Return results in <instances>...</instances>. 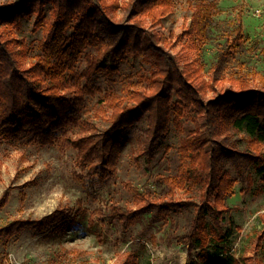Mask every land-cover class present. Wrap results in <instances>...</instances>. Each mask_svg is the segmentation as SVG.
Instances as JSON below:
<instances>
[{"label": "trees", "instance_id": "obj_1", "mask_svg": "<svg viewBox=\"0 0 264 264\" xmlns=\"http://www.w3.org/2000/svg\"><path fill=\"white\" fill-rule=\"evenodd\" d=\"M45 6V0H22L0 10V138L52 145L60 134L83 120L87 99L101 93V101L111 111L110 127L67 141L77 150L79 166L88 168L89 175L98 176L99 182L106 184L118 170L127 135L143 117L148 121L143 153L153 160L156 147L171 124L179 128L186 112H194L196 117L205 118V130L193 132L182 143L178 173L157 178L164 199L156 200L151 192H141L128 183L126 187L145 204L136 209L115 204L102 215L108 224L119 221L128 230L146 214L161 217L182 209L180 204H200L189 231L179 237L190 252L199 250L191 256L190 264H241L229 249L233 228L224 230L226 222L233 224L232 209L226 201L234 193L235 183L223 165L224 160H230L240 169L243 159L259 175L264 174V93L247 87L251 74L230 76L231 88L218 92V80L208 81L201 64L190 58L182 62L180 54L172 52V38L153 31L173 11L172 0H52L49 21ZM119 9L127 13L120 21L114 18ZM214 12L212 5L201 3L195 7L183 33L190 37L189 42L207 38ZM34 14L35 27L43 29L38 46L41 54L25 68L10 33ZM242 31L240 20L237 38L227 42L222 56L240 46ZM144 37L164 58L166 67L150 76H141L121 93L103 92L98 80L113 81L123 63L142 54ZM82 61L85 68L79 69ZM167 85L176 90L166 91ZM212 91L215 95L208 99ZM241 132L248 135V148L244 151L232 141ZM190 185L199 187L200 202H177L178 191L187 190ZM9 200L10 194L5 192L0 208ZM208 212L212 221L209 226ZM72 214L71 210L58 209L41 220H17L0 228V237L11 239L24 229H46L67 223ZM263 242L264 231L256 234V249ZM0 264L11 263L8 257H1ZM124 264H138V259L130 255Z\"/></svg>", "mask_w": 264, "mask_h": 264}, {"label": "rangeland", "instance_id": "obj_2", "mask_svg": "<svg viewBox=\"0 0 264 264\" xmlns=\"http://www.w3.org/2000/svg\"><path fill=\"white\" fill-rule=\"evenodd\" d=\"M20 1L0 0V10ZM45 1V17L49 21L52 0ZM172 1L173 11L153 30L172 38L175 42L172 52L179 53L182 62L190 58L201 64L208 81L218 80V92L231 88L230 76L250 73L247 87L264 93V0ZM201 3L213 6L214 22L207 38L189 42L190 37L183 33L190 25L195 7ZM36 16L23 19L21 26L10 33L25 68L41 54L38 46L43 29L35 27ZM126 16L122 9L114 13L118 21ZM240 20L244 38L230 55L222 56L227 42L237 38ZM143 45L144 52L123 63L113 81L98 80L103 92L121 93L141 76H150L166 67L164 58L150 47V40L144 37ZM78 68L84 69L85 63L80 62ZM175 90L174 86H166V91ZM102 95L89 97L83 120L60 134L52 145L0 138V198L5 192L10 194L8 204L0 208V228L17 220H41L58 209L73 213L67 223L46 229H24L11 239L0 237V258L8 257L11 264H124L132 255L137 257L138 264H190L191 256L199 252H190L179 237L189 231L200 204L186 207L180 204L182 209L171 210L161 217L146 214L128 230L119 221L108 224L102 214H107L115 204L133 209L145 204L126 187L128 183L141 192H151L156 200H163L157 178L178 173L179 148L193 132L205 130V118L186 112L180 119L181 126L171 124L170 131L156 147L154 159L149 160L143 153L148 128L147 118L143 117L127 135L128 143L122 150L117 172L108 183L102 184L98 176L88 174V168L79 166L77 150L67 141L110 127L111 111L101 101ZM214 95V91L209 92L207 98ZM247 140L246 132L236 133L232 139L242 151L248 148ZM261 151L264 154V146ZM241 165L238 169L233 161L224 160L223 168L235 183L234 193L226 201L232 209L233 224L226 222L224 230L233 228L229 249L241 264H264V242L260 249L254 243L256 234L264 231V174L259 175L243 159ZM200 195L199 187L190 185L187 190L178 191L176 201L199 203ZM211 223L208 212V226Z\"/></svg>", "mask_w": 264, "mask_h": 264}]
</instances>
